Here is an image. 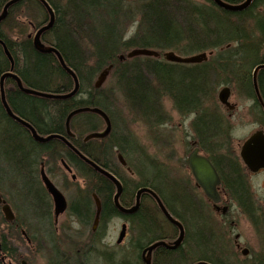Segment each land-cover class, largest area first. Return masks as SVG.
<instances>
[{
	"label": "flooded vegetation",
	"instance_id": "flooded-vegetation-1",
	"mask_svg": "<svg viewBox=\"0 0 264 264\" xmlns=\"http://www.w3.org/2000/svg\"><path fill=\"white\" fill-rule=\"evenodd\" d=\"M103 1L112 3L113 12H117L118 17L135 20L139 6L146 1L153 4L158 0ZM183 1L190 2L196 7H204L206 3H209L210 8L218 7L221 13L226 12L229 14V18L239 19L240 22L242 20L248 22L264 18V0H252L248 6L238 11L226 10L215 4L213 0L197 1V3L192 0ZM222 1L232 6L241 7L248 0ZM74 9L71 0H56V2L54 0H0V114L5 121L13 123L32 142L41 147L38 148V152H35L33 159V164H38V172L28 176L24 182L25 187H30L35 192L33 197L31 196L32 200L29 198L28 193H23L24 197L22 198L16 189L13 192V185L8 182L7 177L0 175V221L11 228L8 231L12 236L15 231H20V234L29 245L37 246V250H41L43 247L45 251L43 255L46 258L47 251L49 252L53 247L59 258L62 255L67 256L66 258L69 260L73 256L76 259L84 260V264H91L93 256H95L101 258V261L105 264H113V259H111L113 254L107 249L105 240L109 227L118 222L121 228L117 244L131 246L130 255L124 254L119 259L128 260V264H147V262L160 264L162 258L168 252L179 250L182 252V264H264V248L260 251L261 253L254 254L251 249L245 246L242 242L244 235L241 232L237 233L239 223L236 222L233 216L234 212L240 210V213L244 216L248 215L249 219L256 218L257 224L254 225L262 230L261 242L264 244V168L257 172L251 171L241 156L242 147L248 140L258 133L264 135V89L261 81V72H264V69L257 71L255 80L248 78L246 83L242 81L243 73H238L239 77L235 78L234 76L233 78L237 82L236 88L225 83L226 81H222L224 87L221 91L225 88L230 91L226 103L220 101L219 93L216 96L212 93L207 95L208 98L202 96L200 99L209 103L212 102L211 104H214L213 108L206 109L204 107L203 109L185 110L175 107L176 111L185 120L187 119L184 123V139L179 143L185 151L184 157L179 159L181 165L179 176L174 177L170 173L172 167L168 166V163L165 165L161 162L158 163L159 166H165L166 172L164 175L170 185L175 184L178 186L177 192L170 190L166 193V191L157 188L158 184L155 183L152 175L151 184L143 183V179L135 172L130 160L119 146L120 142L125 141V136L123 135L124 138H122V135L114 130V123L103 108L95 105L76 107L66 114L63 123L64 128L59 124L58 112L60 106H70L77 101L89 100L92 96V87L101 92L104 99H106L105 94L102 93V87L111 74L99 88H95V84L100 74H98L96 80L95 76L84 77L85 88L80 92L81 77L68 63L65 57L67 46L66 43L61 41L60 36L62 33L66 34L68 28L73 27L74 30L78 29L81 33L83 32L81 35L78 34L84 41V47L81 51L90 54L101 53L104 48L95 45L94 34H90L85 28L91 27L92 30L94 25L86 15L82 16L81 19L77 15L75 19H67L62 16V13L66 10L75 13ZM126 12L128 13L127 16ZM104 18L111 23L108 24V27L112 28L117 36L120 32L122 33V37H120L121 46L125 42L133 41L135 47L132 49L143 48L141 44H136L139 40L138 35L128 36L130 38L125 36V26L121 21L119 26L118 24L113 26V17L106 15ZM250 25L254 27L253 24ZM99 27L97 28L100 29ZM247 27H245L244 33L253 38L256 30H253L254 28L249 30ZM258 33L263 36L262 31H258ZM69 35L72 36V33ZM78 35L75 33L73 36ZM76 41L71 48L77 49ZM231 49V44H228L224 49L215 47L207 52L205 50L200 52V50L198 54L205 53L207 60L195 64L168 62L166 60L160 63L189 70L213 65L220 66L221 63L214 60ZM52 50H56L61 54L66 66L77 75L79 90L71 97L50 98L27 92L31 90L57 97L69 95L74 90V79L62 67L56 53ZM220 50L227 51L220 52ZM29 51L52 59L59 77H49L45 80L47 82L45 84L38 82L36 79L30 81L27 77L28 63L26 61V53ZM157 51L159 52V56L156 58L158 60L160 58L164 60V55L167 52H173L180 57L188 56H183L171 49H158ZM115 52L122 51L116 49ZM128 59L131 60L132 58L125 57L120 60L121 65H128ZM208 60L213 62L207 64ZM260 64H264V56ZM90 65V62L85 63L86 67H93ZM109 66L103 65L98 70L104 71ZM237 66L241 67L240 64H235V72L238 70ZM5 74L11 76L5 78L2 85L1 78ZM2 86L6 103L16 118L11 117L6 110L2 99ZM236 94L245 100V110H242L243 106L239 101L234 100ZM24 97L41 102L38 116L25 114V112L22 114L17 110L16 107L19 101ZM205 97L207 100H205ZM103 103L106 104L107 102ZM83 108H98L107 115L111 122V130L107 136L98 139H87L91 134L104 132L107 127L105 119L99 114L83 112L73 116L68 123L69 115ZM206 115L215 117L219 128L217 136L210 142L203 140L199 126V122ZM17 118L32 126L37 135L42 138L57 137L47 142H39L35 139L29 127ZM245 127H252V130L242 143L237 142V129ZM87 131L88 134L83 135ZM129 134L131 135V133ZM132 139L135 144L132 143L133 145L129 144V146L135 145L136 148H140L141 145L137 142L138 138L132 136ZM167 145L173 147L174 143L168 142ZM213 150L217 152H212ZM194 153L208 159L215 168L219 178V184L215 186L218 196L217 202L206 195L205 189L192 172L189 160ZM93 155L97 158V161H102L103 164H99ZM85 158L111 174L115 181L97 171ZM132 161L135 163V159ZM59 165L70 176L71 186L79 183V176L82 179V183H80L82 187L78 189L79 195L73 201L64 194L62 188L64 183H62L63 181L60 179L58 172ZM225 165L229 166L228 169L225 168ZM87 169L94 170L97 174L88 172ZM43 172L66 200L67 207L60 215L56 214L55 201L48 191ZM230 172L233 175L235 174L232 175L233 177L239 178L241 187L247 196L246 201H241ZM255 176L263 177L260 185L262 199L258 198L255 194L257 192L253 189L252 178ZM139 180L140 183H138ZM118 188H120V192ZM143 188L149 189L151 193H142L138 196L139 191ZM153 194H156L161 200L167 213L161 208ZM174 195L191 201L198 209L194 211V214L191 209H176L175 207V209H172L170 198ZM237 202L241 203V208H238ZM5 206H9L11 209L12 220L7 219L3 211ZM15 209L35 210L17 211ZM194 215L200 221H195ZM145 219L150 220V227L143 231L142 222ZM175 222L183 228L181 240H179L180 227ZM123 228H125V236L119 242ZM199 230L209 232L211 240L216 245L215 253L204 254L194 248L191 237ZM9 242L7 234L5 235L0 231V262L12 256ZM155 244H157L156 247L149 254L147 250ZM22 264L26 263L23 262Z\"/></svg>",
	"mask_w": 264,
	"mask_h": 264
},
{
	"label": "trees",
	"instance_id": "trees-1",
	"mask_svg": "<svg viewBox=\"0 0 264 264\" xmlns=\"http://www.w3.org/2000/svg\"><path fill=\"white\" fill-rule=\"evenodd\" d=\"M227 1L235 2V0ZM168 2H175L178 4V7L174 10V12L176 11L177 13L179 11V17L174 14L173 17H170L165 13V7L167 6L166 3ZM183 2L186 1L158 0L156 3L147 4V6L145 5L146 7L144 8L145 11L142 13V19L144 18L147 20L149 28L146 29H151V33L146 35L145 38L153 37L156 41L164 43H139L137 40L136 44H141V47L143 48H151L155 50L171 49L177 51L176 49L184 41V38H187L190 40L189 44H202L200 48H203L204 50V48L212 49L218 47L220 44H217L216 42L219 43V41L226 38H233V40H237L238 48L236 51L223 53L219 58L214 60L221 63L220 66L216 65L213 69L206 66L205 68H193L189 70L180 67H171L165 63L162 64L153 58H145L142 60L139 58L131 60L128 59V65H121V61L119 59L120 52H115V50L120 49L122 53H124L125 51L135 47V42L128 41L121 46V38L114 33L112 28L103 23V20H100L101 15H107L109 17H115L117 15V12H113L112 3L103 0H71V5L75 7L74 11L79 18L86 15L89 20L99 21L100 29H106L109 33L107 36L98 37V35H96L98 34V31L94 29V27L92 28V32H94L93 40L95 45L97 47L104 48V51L101 53H91L85 55L77 52V49L71 48L72 45H69L68 43L65 44L67 46H65L67 48L65 57L68 63L81 77L80 92L83 88H85L84 77L92 76V73L103 67V65L107 66L109 64H113L114 66L111 71V75L116 81L121 94L125 97L126 101H128L129 106L132 110H135L133 108L135 104L136 108L138 107L141 111H145L148 114L140 117L151 135L156 133L153 131V127L154 123L158 119L157 112L160 111L163 116H166L162 108V97L163 99L167 97L171 98L174 104L176 102L179 105H176L179 109L190 110L197 107L200 109L202 107L201 103L206 106L209 105L205 107L206 109L213 108L214 104H210L208 101H203L200 98L202 96H206L208 98L207 95L211 93V89L215 84H217L219 78H221L220 75L229 74L231 76L233 70V73H235V64L242 65L241 60L244 61L245 57H248V60H251L252 63L259 61L258 48H256L252 43L251 38L248 39V37L245 36V23L241 24V22H239L232 24L229 21V14L226 12H222V14H219L220 16H218L211 10H205L202 9V7H195L187 2L186 3L188 5H184ZM211 5L214 6L213 3H211ZM180 14H182V16H180ZM143 24L144 23H142L140 27V31L143 29ZM185 25L187 26V29L184 31L186 37L182 39L184 34L181 32L180 27H185ZM211 26H215L216 28ZM259 26L264 37V18L260 19ZM90 29L91 27H89V30ZM141 38H143V36ZM231 40L232 39H229L228 41L231 42ZM26 61L28 63L27 77L30 81H32V79H36L38 82H42L49 77H59L58 71L53 65L54 61L48 56L29 51L26 53ZM89 61L94 62L93 67L85 66V63H88ZM138 62L142 63L137 66L135 63ZM228 66H230L232 70L228 69ZM155 67L159 68L160 71H163V74L160 73L156 75L160 80L156 82L160 88H158V86L156 88L155 84L150 83L149 80H145L146 77L142 76V72L152 71V68ZM237 67V72L242 74L243 72H239L240 66ZM163 76H165V78ZM178 76L180 81L176 83L174 80L175 77ZM261 81L264 89V72H261ZM92 90V96L89 100L77 101L74 105L70 106H60L58 120L61 126H63L64 118L68 111L83 105L99 106L106 110L111 117V111H109L106 104L103 103L105 100L101 92L96 91L93 87ZM161 93H163V95H161ZM40 103V101L24 97L23 99L21 98V101H19L16 108L22 114L25 112V114L38 116ZM199 126L203 131V137L214 134L218 129V124L211 118L201 119ZM115 129L117 133L122 135V138H124L123 135L125 136V141L120 142L119 146L122 148V152L130 160V164L134 168L135 172L143 179V183L151 184L152 179L147 178V175L150 174V176H153L155 183L158 184L157 188L159 190L166 191V193L170 190L177 192L178 186L175 184L170 185L164 175V172H162V169L158 167L159 161L148 153L147 148H136L137 146L135 147V145L129 146L128 142H132L133 140L129 132L126 130L125 132L124 129L121 131L120 129L117 130L116 124ZM154 136L157 135L154 134ZM155 139L158 138L156 137ZM39 147L40 146L32 142L27 135L23 133V131H20L13 123L5 121L0 114V175L5 178L7 177L8 182L13 185V192L16 189L17 192L21 193V190L19 189L21 187L24 194L28 193L30 195L29 198H31V196L33 197L35 193L34 190L30 187H25L24 182L28 176L38 172V164H33V159L35 157V152H38ZM135 151L138 155L136 153L134 154ZM94 159L97 161L95 156ZM133 159H135V163L132 161ZM97 162L99 164H103L102 161L98 160ZM148 167L153 169L155 167V169L151 173L149 172ZM228 167L229 166L225 165L226 169H228ZM87 170L88 172L97 174L94 170ZM230 173L241 201H246L247 196L241 187L239 178L233 177L235 174L233 175L232 172ZM14 186L16 187L14 188ZM24 194L21 195L22 198L24 197ZM32 199L33 198H31V200ZM170 204L178 207L179 209H191L193 214L195 213L194 211L198 209L194 203L188 201L187 199L184 200L178 195L171 197ZM19 210L20 209H17V211ZM23 210L33 211L35 209H21L20 211ZM195 218V221H200L197 216H195ZM142 227L143 231H146L150 227V220L145 219L142 222ZM191 239L192 245L197 251L199 250L198 252L204 254L215 253L214 250L216 245L211 240L208 231H196V233L192 234ZM47 254V264H84L85 262L84 260L76 259L73 256H71L69 260L66 258L67 256L65 257L61 255V258H59L57 255L58 253L54 251L53 247H51L49 252L47 251ZM181 256V250L177 252H168L166 256L162 258V262L160 264H182Z\"/></svg>",
	"mask_w": 264,
	"mask_h": 264
},
{
	"label": "rangeland",
	"instance_id": "rangeland-1",
	"mask_svg": "<svg viewBox=\"0 0 264 264\" xmlns=\"http://www.w3.org/2000/svg\"><path fill=\"white\" fill-rule=\"evenodd\" d=\"M192 1L196 2V3H197V1L204 2V0H192ZM147 4H149V3L146 1L141 6H139L140 8L138 10V14L136 15L137 17L135 20H129L126 18L123 19L120 16L118 17V14H117L115 17H113V21H112L113 26H115L116 24H118V26H119V23L121 21V23L125 26V36L126 37H128V36L133 37L135 35H138V37H139L138 42L139 43H141V42H146V43L149 42V43H156V44L164 43V42L156 41L153 37L141 38L143 36V33H144V24L145 25L147 24V20L144 18L142 19V16H143L142 13L145 11L144 8L147 6ZM206 5L210 8L209 3H206ZM208 7H206V8H208ZM127 14L128 13L126 12V16H127ZM169 16L173 17V14L169 15ZM100 17H101L100 20L101 21L103 20V23H105L106 25L111 24L109 21H107L104 18V15H101ZM80 19H81V17H80ZM92 22H93L92 24H94L92 27H94V29H96L99 32V29L97 28L100 24L99 21L93 20ZM81 23L85 24V22H83V21H81ZM142 23H144L143 29H142V31H140L141 30L140 27H141ZM245 25L248 26L247 29H249V30L253 29V27L250 24H245ZM87 30L90 32V34H94V32H92L91 29L89 30V27L87 28ZM253 30H256V28ZM97 31H95V32H97ZM141 34H142V36H141ZM254 34H255L254 35L255 38H259V39L264 38L260 34H256V33H254ZM118 37H122L121 32L118 34ZM130 37H128V38H130ZM224 38H226V37H224ZM224 38H221V39H224ZM229 39H232L231 42L228 41ZM216 43L220 44V45H218V47H220V49H222V48L224 49L228 44H231L232 49L230 51H235L236 48L238 47L237 46L238 45L237 40H235V39L233 40V38H226L222 41H219V43L218 42H216ZM189 46L190 47H188V49L193 50L196 47L202 46V44L189 45ZM204 50H205V52L210 51V49H207V48L206 49L204 48ZM221 51L223 52V51H227V50H220V52ZM128 52L129 51H125L124 53L120 52L119 56H121L122 54L126 55ZM200 52H204L203 48H201ZM194 54H198V52L192 53L191 55H194ZM262 54H264V53L258 52V56H259L260 60L264 56ZM191 55H188V56H191ZM140 59L142 60V58H140ZM89 62L93 66L94 62L93 61H89ZM211 62H213V61L208 60L206 63L211 64ZM135 64L137 66L139 65L138 63H135ZM230 66H228V69L232 70V68ZM209 67L211 69H213V67H215V66L213 65V66H209ZM248 71L250 72V75H252V73L254 71V66L251 67ZM233 72H234V70H233ZM233 72H232L231 76L229 74L220 75L221 76V78H219L220 81H218L217 84H215L213 86L210 94L213 93L216 96V94H218L221 91V89L224 87V86H222L223 85L222 81L223 82L226 81L225 83H227L228 85L230 84L232 87L236 88L237 82L233 78H234V76H235V78L239 77V76H238V72H235V73H233ZM160 73L163 74V71H160L159 68L155 67V68H152V71L142 72V74H143L142 76L146 77L145 80H149L150 83L154 84L157 81H160L159 78L156 76ZM98 74L99 73H96L95 80H96ZM179 76L175 77L174 81L176 83L180 81ZM163 77L165 78V76H163ZM39 80H42V79H39ZM41 83L45 84L47 82L44 80ZM102 91H103L102 93L105 94V98H106V99H104L105 100L104 102L105 103L107 102L106 106L108 107V110L111 111V118H113L112 120L114 121V130H116L115 129V124H116L117 130L120 129V131H121L124 129V131L126 130L129 133H131V135L133 137H137L139 139V140L137 139V142H139L141 145L140 147H143L145 149L147 148L148 153L151 156H153L155 159H157L159 161V163L161 162L164 165L166 163H168V166L172 167V170H170V173L172 175H174V177L179 176L181 173V168H179V167H181L179 159L184 157V151H185L184 149H182V147L180 146L179 143H180V141H182V139H184V123L187 120V119L185 120L184 117L176 111L175 107H176V105L177 106H179V105L176 102L174 104V102H173V100H171V98H168V99L164 98L163 99V97H162V101H161L162 102V108H163V111L166 115L163 121L166 120L167 123H166L165 127L161 128V129H157L154 126L153 131L158 132V131L162 130V132L164 133L163 137L166 140V142H164L163 140L160 141L159 139H155L156 137L158 138V136H154V134L156 135V133L151 135V133L147 130V127H146L145 123L143 122V120L141 119V117H143V115H148V114L145 111L144 112L141 111V109H139L138 107L136 108L135 104L133 106V108L135 110H132V108L129 106L128 101H126L125 97L121 94L119 87H118L116 81L113 79L112 75L109 76L108 80L106 81V83L102 87ZM161 95H163V93H161ZM206 99L207 98L205 97V100ZM234 100L239 101V103H241L243 106L242 110H245L244 108L246 105L244 103H246V102L244 99L240 98L237 95L236 97H234ZM217 103H219V102L217 101ZM251 130H252V127H245L243 129H237L236 141L242 143L245 140V137L248 136V134L250 133ZM122 133H123V131H122ZM86 134H88V131L85 132V134H83V135H86ZM170 136H171V138H170ZM168 142H173L174 146L172 147V146L167 145ZM136 154L138 155V153H136ZM58 170H59L58 171L59 177H61L60 179L63 181L62 183H64V184H62V188L64 190L65 196L72 201L75 200L79 195L78 189H80L82 187L80 185V183H82L81 177L79 176V183L71 186V183L69 181L70 176H68L66 174V172L64 171V169L62 167H60V165L58 167ZM148 170L151 173L154 171V169L150 168V167H148ZM76 173H78V172H76ZM147 178L151 179L150 174L147 175ZM262 178H263L262 176H259V177L255 176L254 178H252V182L254 183L253 189H254V191L257 192L255 194L258 196V198H261V199L263 198L262 191L260 188ZM67 183H68V185H67ZM138 183H140V180ZM19 189L21 190L20 194L23 195L22 188L20 187ZM237 204H238V208H241V203L237 202ZM174 207L175 206H173L172 209H175V208L179 209L178 207H175V208ZM15 210H17V209H15ZM233 216L235 217L236 222L239 223L237 233L241 232L244 235V239H242V242L245 244V246L248 247L249 249H251L254 254L261 253L260 251L262 250V248H264V244H262V242H261L262 230L260 228L258 229V227L256 228V226H255L257 224V222L255 221L256 218H252L254 220L253 221L252 219H249L248 215H245V216L242 215L240 213V210L234 212ZM0 223H1L0 231L5 235L7 234V238H9V241H10L9 242L10 248L12 249V252H11L12 258L8 257L7 260L5 259L4 261H1L0 264H22L23 262H25L26 264H47V258H46V256L43 255V254H45L43 247L41 250H37L36 249L37 246L33 247L26 242L25 238H23V236L20 234L21 233L20 231H15L14 235L12 236L11 233L8 231V229H11V228H8L2 221H0ZM120 228L121 227H120V224L118 222H116L112 226H110L108 229L107 238L105 240V242L107 244V249H109L110 253H112L116 259H119L124 254L129 256L130 255L129 253L131 250L130 245H127V244L118 245L117 244V239H118V235L120 232ZM93 259H94V261L91 262V264H105L101 261L102 260L101 258L93 256ZM111 259H112V257H111Z\"/></svg>",
	"mask_w": 264,
	"mask_h": 264
},
{
	"label": "water",
	"instance_id": "water-1",
	"mask_svg": "<svg viewBox=\"0 0 264 264\" xmlns=\"http://www.w3.org/2000/svg\"><path fill=\"white\" fill-rule=\"evenodd\" d=\"M213 1L215 2V4H217L218 6L224 8L226 10H229V11H238V10H241V9L245 8L246 6H248L252 0H248L241 7H239V6H232V5L226 4L222 0H213ZM52 51L56 53L57 58L59 59L62 67L74 79V82H75L74 90L69 95H66V96H57V97L50 96V95L43 94V93H37V92L31 91V90H28L27 92H30V93H33V94H36V95H39V96H42V97H50V98H68V97H71V96L75 95L78 92V90H79V82H78L77 75L75 74V72H73L72 70H70L66 66V64H65V62H64L61 54H59L56 50H52ZM8 56H9V54H8ZM141 56H143V57H158L159 56V53L157 51L150 50V49H147V48H141V49H134V50L130 51L127 54V58H130V59L131 58H135V57H141ZM164 57L169 62L185 63V64H187V63L188 64H195V63H200V62H203V61H206L207 60V55L205 53L199 54V55H195V56H191V57H180V56L176 55L173 52H167V53H165ZM124 58H125L124 56H120V60H123ZM112 68H113V66L110 65L107 69H105L99 75L98 80H97V82L95 84V88L101 87V85L103 84V82L109 76L110 71L112 70ZM260 69H264V66H260L256 70V73ZM10 76H11L10 74L3 75L2 78H1V84L3 85L4 79L7 78V77H10ZM15 78L19 81V79L16 76H15ZM19 84H20V82H19ZM1 93H2V99H3V102H4L5 106H6L7 112L9 113V115L11 117L16 118L13 115V113L11 112L10 108L8 107V105L6 103L3 86H2V89H1ZM229 93H230V91L227 88L223 89L220 92L219 99H220V101L222 103H226V100H227V98L229 96ZM83 112H93V113L99 114V115H101L105 119L106 124H107V127H106V129H105L104 132L91 134V135H89V137L87 139L104 138L105 136H107L109 134V132L111 130V122H110L109 118L107 117V115L104 112H102L100 109H98V108H94V109H91V108H83V109L76 110V111L72 112L69 115V117H68V123H69V121L71 120V118L73 116H75L77 114H80V113H83ZM17 119L20 120L26 126L29 127V129L31 130L33 136L39 142H47L50 139L57 137V136H50V137H47V138H42L41 136H38L37 135L35 129L32 126H30L28 123L22 121L19 118H17ZM241 156H242L245 164L251 169V171L257 172L258 170L264 168V135L261 134V133H258L256 135H254L250 140H248L244 144V146L242 147ZM120 159L123 161L122 158H120ZM86 160L97 171H99L103 175L107 176L109 179L115 181V178L111 174H109L108 172L104 171L99 166L95 165L92 161H90L88 159H86ZM189 163H190V166L192 168V172H193L195 178L198 180V182L205 189L206 195L209 198L213 199L215 202H217L218 196H217V193H216L215 186L219 184V178H218V175H217V173L215 171V168L213 167V165L211 164V162L208 159H206L204 157L197 156V154L194 153V154L191 155L190 160H189ZM43 178H44V181H45V183L47 185L48 191L51 193V195L54 198L55 206H56V214L57 215H60V214H62L65 211V209L67 207L66 200H65L63 194H61L59 192V190H57L55 188V186L49 181V179L46 177V175H45L44 172H43ZM118 189H119V192H120V188H118ZM147 192L148 193H151V191L149 189L143 188V189H141L139 191V193H138L139 195L138 196H140L142 193H147ZM153 195L157 198V200H158L161 208L167 213V211L165 210L166 208L164 207V205L162 204V202L158 198V196L156 194H153ZM3 211H4L5 215L7 216V219L8 220H12L13 219L12 211L9 208V206H5V208L3 209ZM170 219H172V218L170 217ZM175 223L177 225H179V227H180L181 235H180L179 240H181L182 237H183V228L177 222H175ZM124 236H125V228H123V230H122V233H121V237H120L119 242L122 241V239L124 238ZM156 245L157 244H155L154 246L150 247L147 250L149 252V254H151L152 250L156 247ZM147 264H150V263L147 262ZM200 264H205V263H200Z\"/></svg>",
	"mask_w": 264,
	"mask_h": 264
},
{
	"label": "bare ground",
	"instance_id": "bare-ground-1",
	"mask_svg": "<svg viewBox=\"0 0 264 264\" xmlns=\"http://www.w3.org/2000/svg\"><path fill=\"white\" fill-rule=\"evenodd\" d=\"M55 2H56V0H54ZM184 3V5H188L187 3H190V2H183ZM164 4V3H163ZM167 4V6L165 7V13L167 14V15H172V14H174L175 16H177V17H179V14H178V12L176 13V11L174 12V10L178 7V4L177 3H175V2H168V3H166ZM191 4V3H190ZM192 6H194L193 4H191ZM196 7V6H195ZM206 7H208L207 5H205L204 7H202V9H207V10H211L213 13H215L216 15H218V16H220L219 14H222L221 13V11L219 10V8L218 7H211V8H206ZM168 8V9H167ZM214 8V9H213ZM62 16L63 17H65V18H67V19H75V17H76V14L75 13H73V12H70V11H68V10H66V11H64L63 13H62ZM180 16H182V14H180ZM229 21L232 23V24H236V23H239L240 22V20L239 19H236V18H234V19H232V18H229ZM248 21V20H247ZM103 22V21H102ZM259 22H260V20H253V21H248V22H245V20L243 21H241V24L242 23H245V24H253L254 25V29L256 28V34H259L258 33V31H261L260 30V26H259ZM79 25H81V24H79ZM110 25V24H109ZM257 25V26H256ZM107 26H108V24H107ZM213 27V26H212ZM215 27V26H214ZM213 27V28H214ZM245 27H246V25H245ZM144 28H145V30H144V33H143V38H145L146 37V35H148L149 33H151V31H150V29L148 30V29H146V28H149V26H148V24H144ZM181 28V32H183V34H184V31L187 29V26L185 25V27L184 26H182V27H180ZM216 28V27H215ZM116 30V29H115ZM75 31V32H74ZM114 31V30H113ZM70 33H72V36H70L69 34ZM79 34V35H81L82 33L78 30V29H76V30H74V28L73 27H71V28H68L67 29V33L65 34V33H62V35L60 36V39H61V41H63L64 43H68L69 45H72V46H74V42L76 41V46H77V52H79V53H82V54H90V53H86V52H84V51H81V49L84 47V41L79 37V35L78 36H73L74 34ZM86 33V32H85ZM114 33L117 35V33L114 31ZM107 34L109 35V33H108V31L106 30V29H99V32H98V34H96V35H98V37H104V36H107ZM255 34H253V36H254ZM245 36L246 37H248V39H250L251 38V41H252V43L255 45V47L256 48H258V52H263L264 53V38L263 39H259V38H255V36L252 38V37H249V36H247L246 34H245ZM184 37H186L185 36V34L182 36V39L184 38ZM86 39L88 40V41H90L87 37H86ZM190 43V40H188L187 38H184V41L180 44V47H178L176 50H177V52L178 53H180L181 55H183V56H185V55H191L192 53H195V52H198V51H200L201 50V48H200V46L199 47H196V48H194L193 50H190V49H188V47H190L189 45H191V44H189ZM98 53V52H97ZM262 55H264V54H262ZM191 56H194V55H191ZM191 56H187V57H191ZM140 58H142V59H145V57H139V59ZM146 58H153V59H155V60H157V61H159V62H161V61H165L166 59H165V57H164V60L163 59H161L160 58V60H158V59H156L157 57H146ZM242 59H243V56H242ZM167 61V60H166ZM260 58H259V61H257L256 63H252V61L251 60H248V57H245V59H244V61L243 60H241V67H240V71L239 72H243L244 73V76L242 77V81H245V83H246V81L248 80V77H249V79H251V78H253L254 80H255V77H256V70L260 67V66H264V64H260ZM169 62V61H168ZM142 62H138V64L140 65ZM109 65H111V66H114L113 64H109ZM256 65V66H255ZM254 66V71H253V73H252V75H250V72L248 71L251 67H253ZM103 71H100V70H96V71H94L92 74V76H95L96 75V73H99V74H101ZM210 74H212V73H210ZM47 79H49V78H47ZM155 84V86H156V88H157V86H158V83H154ZM155 86H154V88H155ZM158 88H160V86H158ZM202 104V103H201ZM204 107H206V105L205 104H202V107L200 108V109H203ZM195 109H199L198 107L197 108H195ZM189 110V109H188ZM191 110V109H190ZM157 115H158V119L156 120V122H155V124H154V126L157 128V129H161V128H164L165 127V125H166V120L165 121H163L164 120V118H165V116H163L162 115V113H160V111L159 112H157ZM156 115V116H157ZM205 118H211V119H213V120H216L215 119V117H213V116H211V115H206V116H204ZM160 119V120H159ZM218 131H219V128L217 129V131L214 133V134H210V135H208V136H205V137H203L204 136V134H203V131L201 130V132H202V137H203V140L205 141V142H210L214 137H216L217 136V134H218ZM163 132H162V130H160V131H158V132H156V135L158 136V139L159 140H163L164 142H166V140H165V138L163 137ZM135 144L134 143V141L132 140V142L131 141H129L128 142V144H130V145H133V144ZM213 151H215V150H213ZM136 153V151L134 152V154ZM158 167H160L161 169H162V172H166L165 171V166L164 165H158ZM112 257V259H113V264H128L129 262H128V260H126V261H123V260H119V259H116L115 257H113V256H111Z\"/></svg>",
	"mask_w": 264,
	"mask_h": 264
}]
</instances>
